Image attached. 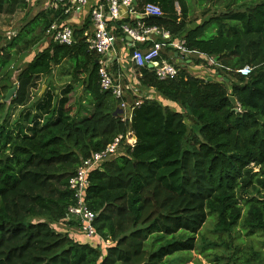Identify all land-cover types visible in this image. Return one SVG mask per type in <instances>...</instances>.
Masks as SVG:
<instances>
[{"label":"trees","instance_id":"1","mask_svg":"<svg viewBox=\"0 0 264 264\" xmlns=\"http://www.w3.org/2000/svg\"><path fill=\"white\" fill-rule=\"evenodd\" d=\"M135 3L137 13L151 3L163 14L114 22L118 37L123 24L138 22L169 31L188 53L215 60L220 80L179 66L175 77L160 80L154 68L133 65L140 91L155 90L169 104L130 90L117 98L101 87L100 56L86 36L91 17L74 30L72 45L48 34L69 5L25 22L0 49V264H170L199 250L210 217L220 240L204 239L208 263L264 264V0ZM26 8L25 0H0V22ZM172 51L162 58L173 62ZM65 61L73 64V82L59 93L50 83L33 100L40 79ZM111 72L130 84L117 60ZM13 107L21 112L11 122ZM128 132L134 145L124 142L89 175L86 203L98 236L111 242L104 249L74 232L78 218L66 221L77 203L70 180L84 160Z\"/></svg>","mask_w":264,"mask_h":264},{"label":"built area","instance_id":"2","mask_svg":"<svg viewBox=\"0 0 264 264\" xmlns=\"http://www.w3.org/2000/svg\"><path fill=\"white\" fill-rule=\"evenodd\" d=\"M34 1L25 0L27 4H32ZM68 5L67 11L70 10L72 5L90 6V17L94 32L88 37V43L90 50L100 56L101 87L105 91L112 90L117 98H123L125 92L131 89L135 82L129 80L130 84L124 86L122 80L116 79L111 72V64L115 59L114 45L118 39L114 22L129 17L141 19L148 16H161L163 14L161 8L155 4H146L143 13L140 14L135 10V0H51L47 9L58 10L61 6L66 7ZM122 30L124 35L131 39L130 50L134 49L133 54L130 55L131 63L138 67L149 66L154 68L160 80L173 78L178 74L177 67L169 60L163 59L162 53L168 49H173V53L191 54L186 51L184 41L181 39L173 40L169 31L160 30L157 27H148L141 22H138L136 26L123 24ZM48 34L52 40L60 44L72 45L75 43L74 30L70 26L54 23ZM150 43L153 46H149ZM139 44L143 47H138ZM171 59L174 58L171 57ZM250 73L249 68L241 70V74L244 76ZM126 105L124 103L122 109L126 108ZM133 137L132 132H128L127 135H120L106 149L92 154L90 158L82 162L75 176L70 180V188L75 193L77 203L69 208L66 221H70L72 217L78 218L80 220V236L90 238L94 244L102 243L104 249L111 242L104 241L98 236L94 226L96 213L89 209L86 203L87 190L90 185L89 175L105 161L116 157L124 142L133 146L136 142Z\"/></svg>","mask_w":264,"mask_h":264},{"label":"rangeland","instance_id":"3","mask_svg":"<svg viewBox=\"0 0 264 264\" xmlns=\"http://www.w3.org/2000/svg\"><path fill=\"white\" fill-rule=\"evenodd\" d=\"M204 9H209V6L206 4L204 6ZM203 10L200 11V9H199L198 11H195L194 14H196L198 17H201ZM24 13L19 12L16 16H14L11 19L7 17L5 24H3L4 23L3 20H2V22H0V49L6 43V41H8L14 37V35L19 31V29L24 25L25 21L28 20V18H25L23 16ZM202 19H200L199 23L202 21ZM114 54H115V52H114ZM33 56H34V51L31 53V55H29L23 61V63L26 61H30ZM183 57L184 58L181 62L178 63L175 60H173L172 63L176 67H178V66L179 67H185L188 71H190V73L192 75L199 76V75H203L202 73L205 72V69L203 67H201V69L197 70L198 68H195L194 66H197V61L199 59H203L205 62L200 64V65L206 66L210 71L212 70L211 74H213L215 76L216 71L213 69V66L215 65L214 62H216L215 60H208L206 58H199V56H195V55L191 56L189 54H187V56L184 55ZM189 61H192V63H188ZM188 65H190L192 68L188 69ZM16 77H17V73L14 74L12 81L16 82ZM65 77L66 76H62V80L56 86H54L56 89L59 88V90H57V93H59L62 90V86H65L66 83L68 82V79H66ZM129 77L132 80V82H135V84H133V87L129 90L135 94L136 93L142 94L143 91H140L138 84L136 82L137 77L133 76V79L131 78V76H129ZM51 79H52V77L51 78L50 77H47V78L44 77V78L40 79L37 87L32 90V95H33L32 99L33 100H36L38 95L42 96L49 89L48 84H50L49 82H52V81H50ZM129 90H127V91H129ZM127 91L125 92V96H127V95L129 96ZM80 97H81L80 91H77V93L74 95V99L77 101L78 99H80ZM139 97H142V96H139ZM126 104H127L126 108H123L126 111V114H124V118H127V116H129V113H130V106H129L128 101L126 102ZM20 112H21V108H14L13 107L11 109V113H12L11 118H10L11 122H13L15 119L18 118ZM215 224H216V218L210 217L208 222L206 223L203 231H202V234L198 237V244L200 247L198 251L192 252L190 254L176 255V256L170 258V260H169L170 264H210V263H208V259L205 257V255L201 254L200 250H201V247L203 245H205L204 239H206L207 241H219L220 240V234L215 233ZM239 231H241V230H239ZM223 238H224V235H223ZM225 238H226V236H225ZM243 238L246 239V244H249V242H247L248 238H246L245 236Z\"/></svg>","mask_w":264,"mask_h":264},{"label":"crops","instance_id":"4","mask_svg":"<svg viewBox=\"0 0 264 264\" xmlns=\"http://www.w3.org/2000/svg\"><path fill=\"white\" fill-rule=\"evenodd\" d=\"M50 1L51 0H35L32 4H27L26 9H24V10L19 9L18 11L21 10L20 12H22V13L25 12L23 16L25 18H28L27 21H30V20L34 19L39 13H42L45 10H49V9H47V7H48ZM90 1H93V0H90ZM18 13L19 12H17V14ZM68 13H69L68 17L61 24L64 26H70L73 30L80 29L90 19V6L72 5L70 10L68 11ZM132 18L136 19L134 17H132ZM27 21H25V22H27ZM93 32H94V26L92 24L90 30L87 31L86 36H88V37L91 36L93 34ZM130 43H131V39L129 37H127V36L118 37V39L114 45V52H115V54H114L115 59L114 60L118 61L123 72L126 73L128 79L132 82V80L130 79L129 76H131V78L133 79V76L136 77V75H135V71L133 68V64L130 61V55L132 54L131 50L129 48ZM40 45L34 49V54H36L35 52H38V51L40 52L44 47H47L48 43L44 42L43 46L42 45L40 46ZM142 47H143V45H142ZM184 55L187 56V54L175 53V55L171 56L172 58H174V59H172V61L175 60L176 62L179 63L183 60ZM189 55L194 56V54H189ZM199 58H204V56L201 55V56H199ZM188 63H192V61H189ZM194 67L198 68L197 70L201 69V67H203L205 69V72L202 73L203 75H199V77H202V78H208L209 77L212 79L220 80V77H218V73L216 74V72H215V76H214L213 74H211L212 70L210 71L206 66L199 65V66H194ZM191 68L192 67L190 65H188V69H191ZM72 72H73V64L70 63L69 61H65L61 66L54 68L52 79L50 80L52 82H49V83L56 86L62 80V76H66L65 78L68 79V82L66 84H71L73 82L72 75H71ZM136 82H137V80H136ZM80 94H81V88H80ZM136 95L138 97L139 96H142V97L146 96L149 98H154V99H157L158 101H160L164 104H169L168 100L159 96L155 90H143L142 94L136 93ZM130 105H131V103L129 104V106ZM125 114H126V111H125ZM130 114H131V108H130L129 116H127V118L130 117ZM124 119H126V118H124ZM133 138L135 139V136ZM135 141H136V139H135ZM62 225H63V223H62ZM64 225H66V224H64ZM73 230H74V232L76 231V233H79V228L78 229L74 228Z\"/></svg>","mask_w":264,"mask_h":264},{"label":"water","instance_id":"5","mask_svg":"<svg viewBox=\"0 0 264 264\" xmlns=\"http://www.w3.org/2000/svg\"><path fill=\"white\" fill-rule=\"evenodd\" d=\"M210 80H212V78H210ZM16 91H17L16 88L11 89V90L8 92V95H7L6 100L9 101V100L13 97V95L15 94ZM231 100H232V102L236 103V101H235V99H234L233 97L231 98ZM135 139H136V137H135Z\"/></svg>","mask_w":264,"mask_h":264}]
</instances>
